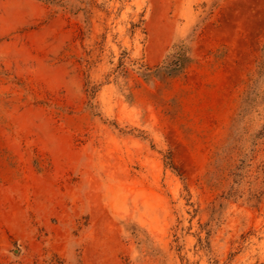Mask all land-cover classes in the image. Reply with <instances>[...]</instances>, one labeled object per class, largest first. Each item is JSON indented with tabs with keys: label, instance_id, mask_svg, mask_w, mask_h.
<instances>
[{
	"label": "rangeland",
	"instance_id": "obj_1",
	"mask_svg": "<svg viewBox=\"0 0 264 264\" xmlns=\"http://www.w3.org/2000/svg\"><path fill=\"white\" fill-rule=\"evenodd\" d=\"M263 46L264 0H0V264H264Z\"/></svg>",
	"mask_w": 264,
	"mask_h": 264
},
{
	"label": "trees",
	"instance_id": "obj_2",
	"mask_svg": "<svg viewBox=\"0 0 264 264\" xmlns=\"http://www.w3.org/2000/svg\"><path fill=\"white\" fill-rule=\"evenodd\" d=\"M188 60L189 59L185 50L181 47H178L173 52V54H170L167 57L165 64L159 67V69H157L155 72L158 76L175 75L185 67V64L188 62ZM255 75L257 77L255 81L262 80V83H264V46L262 48L261 56L256 61Z\"/></svg>",
	"mask_w": 264,
	"mask_h": 264
}]
</instances>
